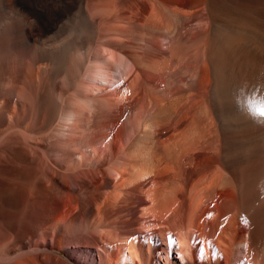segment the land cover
I'll use <instances>...</instances> for the list:
<instances>
[{"label":"bare ground","instance_id":"obj_1","mask_svg":"<svg viewBox=\"0 0 264 264\" xmlns=\"http://www.w3.org/2000/svg\"><path fill=\"white\" fill-rule=\"evenodd\" d=\"M0 264H264V0H0Z\"/></svg>","mask_w":264,"mask_h":264},{"label":"rangeland","instance_id":"obj_2","mask_svg":"<svg viewBox=\"0 0 264 264\" xmlns=\"http://www.w3.org/2000/svg\"><path fill=\"white\" fill-rule=\"evenodd\" d=\"M183 1V0H182ZM185 2H188V0H185ZM183 8H188L187 6H183ZM67 16V15H66ZM66 19V18H65ZM244 31H247V30H244ZM40 66H41V64H40ZM114 83H116V81H114ZM117 85V84H116ZM115 85V86H116ZM119 87V85L117 86V88ZM183 168H185V167H183ZM182 182H183V178H177V179H174L173 181H172V183H174L173 185H174V188L175 189H179V187H177L176 188V186H179L180 185V187H181V185H182ZM184 194H185V190H184ZM214 193H212V194H210L209 195V197H208V199H214Z\"/></svg>","mask_w":264,"mask_h":264}]
</instances>
